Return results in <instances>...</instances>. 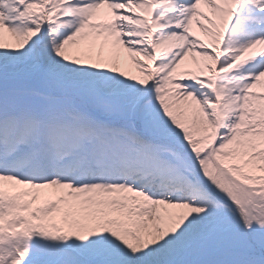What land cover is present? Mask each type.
<instances>
[{
    "label": "snow or ice",
    "instance_id": "6c2138e0",
    "mask_svg": "<svg viewBox=\"0 0 264 264\" xmlns=\"http://www.w3.org/2000/svg\"><path fill=\"white\" fill-rule=\"evenodd\" d=\"M0 264H264V0H0Z\"/></svg>",
    "mask_w": 264,
    "mask_h": 264
}]
</instances>
